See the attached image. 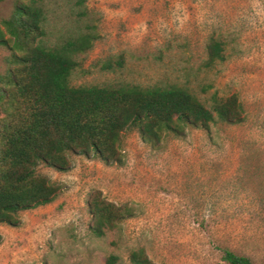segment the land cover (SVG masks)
I'll use <instances>...</instances> for the list:
<instances>
[{
	"label": "rangeland",
	"instance_id": "1",
	"mask_svg": "<svg viewBox=\"0 0 264 264\" xmlns=\"http://www.w3.org/2000/svg\"><path fill=\"white\" fill-rule=\"evenodd\" d=\"M16 0L0 2V20ZM50 3V24L64 25L65 0ZM100 37L78 57L71 83H176L203 100L237 94L246 120L189 128L159 145L130 130L124 163L82 154L61 171L36 172L61 186L55 199L20 212V224L0 223V264H129L143 247L154 264H225L228 246L264 264V0H86ZM66 11V7H65ZM57 27V29H58ZM226 58L203 66L211 36ZM7 54L0 45V70ZM122 57L120 67L102 68ZM93 190L132 210L102 237L89 225Z\"/></svg>",
	"mask_w": 264,
	"mask_h": 264
},
{
	"label": "trees",
	"instance_id": "2",
	"mask_svg": "<svg viewBox=\"0 0 264 264\" xmlns=\"http://www.w3.org/2000/svg\"><path fill=\"white\" fill-rule=\"evenodd\" d=\"M52 1L16 0L0 20V45L7 50L0 70V223L19 225L20 212L55 199L61 186L36 172L40 163L64 171L72 167L73 154H82L122 165L127 131L159 145L168 137L184 136L189 128L210 134L214 125L246 120L237 94L213 93L203 100L176 83L72 84L78 57L100 37L97 18L86 0H65L64 25H51ZM206 54V68L223 62L224 42L211 35ZM122 64L119 56L105 60L102 68ZM87 207L89 229L96 237L132 215L128 206L107 200L100 190L90 193ZM2 239L0 234V243ZM221 259L225 264H255L228 246L221 248ZM117 261L110 254L105 264ZM128 262L154 264L143 247L130 250Z\"/></svg>",
	"mask_w": 264,
	"mask_h": 264
}]
</instances>
